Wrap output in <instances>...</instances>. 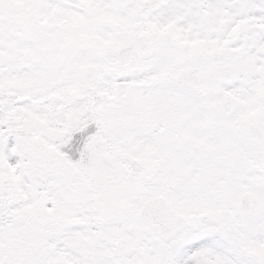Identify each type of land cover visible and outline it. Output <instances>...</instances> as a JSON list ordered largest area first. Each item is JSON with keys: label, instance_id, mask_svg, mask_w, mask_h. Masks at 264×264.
Listing matches in <instances>:
<instances>
[{"label": "snow or ice", "instance_id": "obj_1", "mask_svg": "<svg viewBox=\"0 0 264 264\" xmlns=\"http://www.w3.org/2000/svg\"><path fill=\"white\" fill-rule=\"evenodd\" d=\"M0 264H264V0H0Z\"/></svg>", "mask_w": 264, "mask_h": 264}]
</instances>
